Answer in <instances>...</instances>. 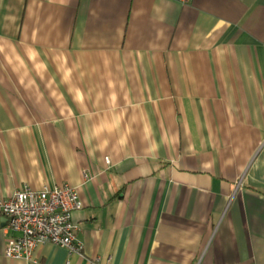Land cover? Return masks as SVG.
I'll return each instance as SVG.
<instances>
[{
	"label": "crops",
	"instance_id": "crops-1",
	"mask_svg": "<svg viewBox=\"0 0 264 264\" xmlns=\"http://www.w3.org/2000/svg\"><path fill=\"white\" fill-rule=\"evenodd\" d=\"M61 185L82 252L0 264H264V0H0V201Z\"/></svg>",
	"mask_w": 264,
	"mask_h": 264
},
{
	"label": "built area",
	"instance_id": "built-area-1",
	"mask_svg": "<svg viewBox=\"0 0 264 264\" xmlns=\"http://www.w3.org/2000/svg\"><path fill=\"white\" fill-rule=\"evenodd\" d=\"M181 2L186 4L190 0ZM105 162L107 166L112 164L109 157ZM83 207L78 192L69 185L46 186L39 191L24 187L10 199L0 201L7 229L18 235L7 242L6 257L32 261L36 247L47 243L80 254L83 245L77 238L79 227L73 223L72 214Z\"/></svg>",
	"mask_w": 264,
	"mask_h": 264
}]
</instances>
